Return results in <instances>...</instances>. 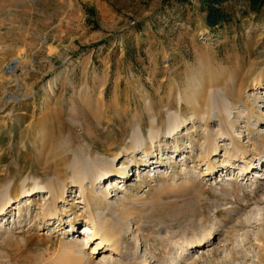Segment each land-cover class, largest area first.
Returning a JSON list of instances; mask_svg holds the SVG:
<instances>
[{
    "label": "rangeland",
    "instance_id": "374dc122",
    "mask_svg": "<svg viewBox=\"0 0 264 264\" xmlns=\"http://www.w3.org/2000/svg\"><path fill=\"white\" fill-rule=\"evenodd\" d=\"M249 4L225 2L211 29L196 0H0V203L24 179L66 186L57 206L10 202L0 264H264V5ZM111 161L92 207L122 253H92L71 179ZM209 163L236 167L200 175Z\"/></svg>",
    "mask_w": 264,
    "mask_h": 264
},
{
    "label": "bare ground",
    "instance_id": "6f19581e",
    "mask_svg": "<svg viewBox=\"0 0 264 264\" xmlns=\"http://www.w3.org/2000/svg\"><path fill=\"white\" fill-rule=\"evenodd\" d=\"M168 124H169V128H168V131L166 133L167 134L166 136L169 138V137H173L178 132V129L179 128L181 129V127H179V126H182L184 123H181L180 119L177 116V118H175V120H174V118L171 119L170 123H168ZM156 125H157V120H154V122L152 124L153 129H151V132H150V137H151L152 141L155 140V139L159 140V137H160V132L161 131L156 129ZM154 132H157L158 134L155 135ZM130 139H131L132 142L137 143L136 149H138V150L139 149H142V150L146 149V137H145V135L143 133V129L141 127L137 128L136 130H134L132 132V134L130 136ZM218 147H219V145L217 143H216V145L215 144L213 145V148H212V150L210 152V155H209L210 157L219 154V148ZM245 157L246 156H243V157L241 156L238 159L237 156L235 155V158L234 157L231 158L232 162L239 160V161H241V162L246 164L245 166H243L242 169H240L241 171L246 170L247 167H248V164H247L248 161H247V159H245ZM251 164H254V163H251ZM223 166L224 165H218L217 167H215V166H212V164L209 163L207 168H205L204 170H202L200 172V175H202V176H204V175H212V173H215L216 171L219 170V167H223ZM233 166H234V164L230 163V164H227V166L225 165V167H223V168H227V167L231 168ZM234 167H236V166H234ZM119 173H121L119 175V177H125L126 174H127L126 169L120 171ZM114 174H116L115 167H114V161H111V162H109L108 166L105 169L101 170L98 174H95L94 176L90 174V176H91L90 177L89 174H88L87 177H84V176H81V175L78 176L76 174L74 176V178L71 179V185L78 183V185L80 187V190L83 193V201H84V203H86L88 205V208L91 209L90 210L91 211L90 212V216H89L88 219H86L87 225H86L85 231H89L90 234H91V238L98 239L97 241H99V242H97L96 246L94 247L92 253H96L98 251L97 249H102V248H104L105 246H108V245H110L109 249L111 251H113L114 253H122L121 252V247L122 246H121V243H120V237L117 236L118 231L112 229L111 227H109L108 223L105 222V221H103V222L102 221L101 222L100 221H96L95 220V216H94V211H95V209L97 207L93 208L95 200H100L101 199L103 204H108L107 199H106V195L98 194L99 192L95 191V189H94L95 181H99L103 177H107L108 175L111 176V175H114ZM27 181H28V179H24L22 181L21 190L16 191L14 193V196L8 195L7 199L3 200L0 203V215H3V214L6 213L7 208L10 206V202L17 200L19 195L30 196V195H32L35 192H47V194L50 195V199L52 200V204L54 206H57L56 203L58 201L59 194L61 192L64 195L65 188H66L65 185H62V186H58L59 190H55L56 186L54 184H52L53 180H49L46 184H43V185L41 184L40 181H36L35 185L32 187V189L31 190H27L26 189V186L28 185ZM88 183L91 184V187H86V185ZM56 191L59 192V194H56ZM9 192H11V191H9ZM102 196L105 197V198H102ZM101 200H100V202H101ZM49 205H51V203H49L47 205V207H46V208H49L48 210H50V206ZM48 210L45 209V211L43 212V217H44L45 221L47 222V225L50 224V221L52 219H55V217L52 216L53 214L51 212H49ZM71 226H73V230H75V224L72 223ZM69 241H73V240L70 239ZM199 245H201V243H196L195 244V246H199ZM107 257H108L107 259H109V257L111 258L112 255L111 256L109 255ZM108 262H110V261H108ZM89 264H90V262H89Z\"/></svg>",
    "mask_w": 264,
    "mask_h": 264
},
{
    "label": "trees",
    "instance_id": "16d2710c",
    "mask_svg": "<svg viewBox=\"0 0 264 264\" xmlns=\"http://www.w3.org/2000/svg\"><path fill=\"white\" fill-rule=\"evenodd\" d=\"M188 1V0H179ZM199 8L204 12L206 25L213 29L231 19V14L224 8L223 4L229 0H196ZM249 5L253 10H258L264 5V0H249Z\"/></svg>",
    "mask_w": 264,
    "mask_h": 264
}]
</instances>
